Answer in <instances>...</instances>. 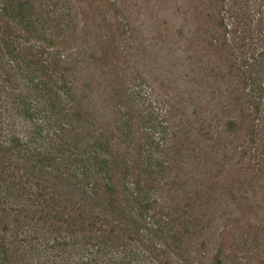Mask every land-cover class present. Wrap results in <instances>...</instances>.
Segmentation results:
<instances>
[{
  "label": "trees",
  "instance_id": "obj_1",
  "mask_svg": "<svg viewBox=\"0 0 264 264\" xmlns=\"http://www.w3.org/2000/svg\"><path fill=\"white\" fill-rule=\"evenodd\" d=\"M118 1L0 0V264H264V0H178L156 102Z\"/></svg>",
  "mask_w": 264,
  "mask_h": 264
},
{
  "label": "rangeland",
  "instance_id": "obj_2",
  "mask_svg": "<svg viewBox=\"0 0 264 264\" xmlns=\"http://www.w3.org/2000/svg\"><path fill=\"white\" fill-rule=\"evenodd\" d=\"M70 1L73 5L78 2V0ZM118 2V5L127 10L128 22L132 28L133 43L128 50L145 52L142 58L137 59L139 61L137 65L136 62L133 63L139 70H144L143 74L150 78L151 87L139 88L142 92L141 96L146 102L153 99L156 102L157 98L162 101L165 91L163 82L174 76L172 83L181 84V59L186 56L184 52L186 44L177 34L178 28L182 25V18L177 11L180 6L177 4L178 0H119ZM81 16L83 17L82 14ZM97 30L92 25L90 30L84 31L81 24L74 37L76 47L87 52L97 49ZM146 66L149 68L147 69ZM16 131L20 133L24 128L19 127ZM260 180L257 189L260 192L259 196H262L264 176Z\"/></svg>",
  "mask_w": 264,
  "mask_h": 264
}]
</instances>
